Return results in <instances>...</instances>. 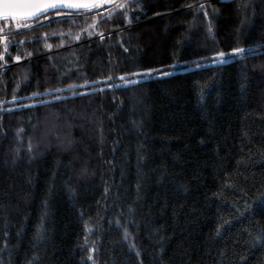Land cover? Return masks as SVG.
Wrapping results in <instances>:
<instances>
[{
  "label": "trees",
  "instance_id": "obj_1",
  "mask_svg": "<svg viewBox=\"0 0 264 264\" xmlns=\"http://www.w3.org/2000/svg\"><path fill=\"white\" fill-rule=\"evenodd\" d=\"M119 3L0 21V264H264V0Z\"/></svg>",
  "mask_w": 264,
  "mask_h": 264
},
{
  "label": "snow or ice",
  "instance_id": "obj_2",
  "mask_svg": "<svg viewBox=\"0 0 264 264\" xmlns=\"http://www.w3.org/2000/svg\"><path fill=\"white\" fill-rule=\"evenodd\" d=\"M104 2L105 0H0V17L15 18L18 21L15 27L19 29L21 27V21L24 22V27H31L32 24L38 25L39 19L46 17L49 10H54L61 6H66L69 9H93L98 8L100 4ZM126 7V3H115L113 5L112 12H114L116 9H123ZM137 7H140V5H137ZM200 7H203V5H200ZM108 14L111 16V12ZM124 15L127 16V12H125ZM205 15H207V12H205ZM29 21L31 23H29ZM209 31L211 32V25H209ZM9 34L11 35L12 33L10 32ZM46 35L47 34H45V36ZM88 35H92V33L89 32ZM76 39H79V35L76 36ZM101 39H103V36H101ZM2 40H5V37L0 35V41ZM45 46L48 48L52 47L51 44H46ZM5 49H7V44H5ZM253 51L254 49H245L243 47L232 48L229 53H225L224 51H216L213 53L215 59H213L211 62L213 64H227L237 59V57H239V59H244L246 52ZM3 55L4 54L0 52V59L3 58ZM28 55H31V53H28ZM15 59L20 60L21 57L17 55ZM5 63H7V61H5ZM183 63V61L174 58V62L166 66V71H161L157 68H146L141 70L143 76H140V73L133 74L138 77L137 80H124L123 77H121V79L124 84H136L138 83L139 79H148L150 75H171L173 72L181 70V65ZM196 66L199 67V65ZM164 67L165 66L161 65V68ZM108 79H111V77H108ZM108 87L111 88L112 85L109 84ZM29 148H31V145H29ZM257 241L264 243V238L257 237ZM89 258L91 259V257Z\"/></svg>",
  "mask_w": 264,
  "mask_h": 264
},
{
  "label": "water",
  "instance_id": "obj_3",
  "mask_svg": "<svg viewBox=\"0 0 264 264\" xmlns=\"http://www.w3.org/2000/svg\"><path fill=\"white\" fill-rule=\"evenodd\" d=\"M107 1L109 0H105L104 3L100 4V6H102L103 4H105ZM99 6V7H100ZM96 8L93 9H69L66 6H61L58 7L57 9L54 10H49L48 14L54 13V12H70V13H79V12H85V11H90V10H94ZM47 14V15H48ZM6 20H12V21H16L18 22L15 18H10V17H0V21H6ZM23 22V21H21ZM30 22V21H29Z\"/></svg>",
  "mask_w": 264,
  "mask_h": 264
},
{
  "label": "rangeland",
  "instance_id": "obj_4",
  "mask_svg": "<svg viewBox=\"0 0 264 264\" xmlns=\"http://www.w3.org/2000/svg\"><path fill=\"white\" fill-rule=\"evenodd\" d=\"M121 0H109V1H107L105 4H103L102 6H106V8L105 9H110V8H113V5L115 4V3H119ZM102 6H100V8L102 7ZM99 8V7H98ZM97 9V8H96ZM3 42H5V40H3ZM18 61V60H17ZM210 65H214L212 62L210 63ZM174 73V72H173ZM172 73V74H173ZM120 85H122V84H120ZM45 100H48L47 98H44V99H37V100H33V101H29V102H25L24 104H22V105H31V104H37V103H40L41 101H45ZM7 109H10V108H7Z\"/></svg>",
  "mask_w": 264,
  "mask_h": 264
}]
</instances>
